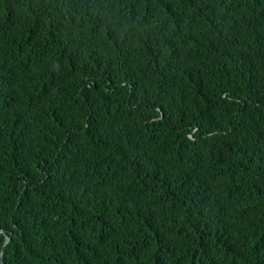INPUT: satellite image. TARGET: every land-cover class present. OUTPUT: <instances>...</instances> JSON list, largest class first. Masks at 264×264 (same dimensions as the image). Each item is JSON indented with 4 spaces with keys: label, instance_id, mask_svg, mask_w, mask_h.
Masks as SVG:
<instances>
[{
    "label": "trees",
    "instance_id": "16d2710c",
    "mask_svg": "<svg viewBox=\"0 0 264 264\" xmlns=\"http://www.w3.org/2000/svg\"><path fill=\"white\" fill-rule=\"evenodd\" d=\"M0 229L3 264H264V0H0Z\"/></svg>",
    "mask_w": 264,
    "mask_h": 264
},
{
    "label": "clouds",
    "instance_id": "9594fccd",
    "mask_svg": "<svg viewBox=\"0 0 264 264\" xmlns=\"http://www.w3.org/2000/svg\"><path fill=\"white\" fill-rule=\"evenodd\" d=\"M127 44L129 47L128 41H127ZM180 79L187 87L191 88L194 91L195 100L193 102L192 111L199 116V121L201 123L209 122L211 119H213V117L217 113V110H214L210 107V105L208 103V99H207V94H208V91H209L211 84H209L204 79L202 74L187 75V76L181 77ZM161 117L162 116H159V119ZM192 134H193V132H191L189 134V137H191ZM173 172L175 173V175H177L179 178H181L184 181H187L191 176H193L192 174L184 171L176 163H174ZM174 196L175 195H172L169 197L165 196L159 203L156 204V206L153 210V214L157 215L161 212H164L168 208V206L171 203V200L174 198ZM0 230H2V229H0ZM3 241H4V237H3ZM1 246H2V244H1ZM0 249H1V247H0ZM2 257H3V254H2ZM2 263H3V260H2Z\"/></svg>",
    "mask_w": 264,
    "mask_h": 264
},
{
    "label": "water",
    "instance_id": "95a60500",
    "mask_svg": "<svg viewBox=\"0 0 264 264\" xmlns=\"http://www.w3.org/2000/svg\"><path fill=\"white\" fill-rule=\"evenodd\" d=\"M0 235H2L4 237V241H3L1 249H0V264H3L2 263V254H3V251L6 247V245L10 241V238H9V236L5 230H0Z\"/></svg>",
    "mask_w": 264,
    "mask_h": 264
}]
</instances>
